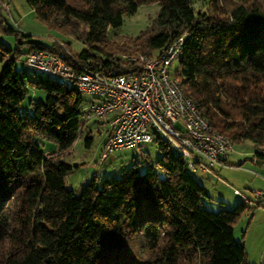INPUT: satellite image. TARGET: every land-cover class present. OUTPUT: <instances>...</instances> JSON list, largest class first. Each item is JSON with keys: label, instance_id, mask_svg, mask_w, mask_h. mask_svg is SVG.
<instances>
[{"label": "trees", "instance_id": "1", "mask_svg": "<svg viewBox=\"0 0 264 264\" xmlns=\"http://www.w3.org/2000/svg\"><path fill=\"white\" fill-rule=\"evenodd\" d=\"M153 1L159 8L144 29L107 39L124 14ZM26 2L38 20L83 46L72 54L62 44H42L0 18V264H246L233 224L257 204L207 208L205 186L158 135L159 172L150 163L139 172L134 162L100 186L93 175L78 193L67 188L72 164L64 156L81 133L82 93L72 81L30 77L15 64L38 47L106 75L123 73L132 65L125 55H155L183 34L171 75L184 95L233 143L264 146V0H201L203 9L191 0ZM91 140L87 135L85 145ZM252 155L264 159L261 151Z\"/></svg>", "mask_w": 264, "mask_h": 264}, {"label": "built area", "instance_id": "2", "mask_svg": "<svg viewBox=\"0 0 264 264\" xmlns=\"http://www.w3.org/2000/svg\"><path fill=\"white\" fill-rule=\"evenodd\" d=\"M0 5L5 2L0 0ZM183 44L180 34L155 55H125L132 65L126 72L111 75L72 56L68 63L59 54L38 47L26 55L25 63L33 70L72 81L79 92L92 95L81 108L85 121L112 114L99 163L114 149L138 146L158 135L186 159L191 171L212 172L214 165H225L223 159L233 151V142L209 126L171 75L169 68L178 65ZM232 191L243 203L253 202L238 188ZM254 195L260 197L264 190L255 189Z\"/></svg>", "mask_w": 264, "mask_h": 264}, {"label": "rangeland", "instance_id": "3", "mask_svg": "<svg viewBox=\"0 0 264 264\" xmlns=\"http://www.w3.org/2000/svg\"><path fill=\"white\" fill-rule=\"evenodd\" d=\"M16 1L21 9V16H18L9 7L6 10H2L3 17L10 24L27 32L31 35L32 40L42 44H62L61 46L64 49H68L72 54L81 49L83 43L79 39L71 34L61 32L58 28L46 22L38 20L26 0ZM191 2L195 9L197 7L204 8L200 4L201 0H191ZM5 5L8 6L7 3ZM5 5L0 6L4 7ZM158 8L159 4L155 1L139 4L134 13L122 16V23L119 26L107 29V39L118 40L121 36L136 35L150 23ZM10 15L14 20L8 18ZM4 40L8 45L14 46V40L11 36L4 38ZM21 52H24V48H22ZM15 66L30 77L41 74L50 78H58L54 75L43 74L40 71L33 70L25 63L24 53L20 54ZM169 71L171 74L176 72L177 64L174 63L169 68ZM44 95L43 91L38 90L36 97L43 98ZM82 98V106H84L92 99V95L82 93ZM78 121L83 124L81 133L71 150L64 156L65 160L72 164L64 176V184L67 188H71L78 193L82 185L93 175L95 176L97 185L100 186L104 179H111L122 175L123 171L129 170L134 162H138L139 172H143L148 163L154 165V168L158 172L160 171L155 164L159 155L155 140L142 142L138 146L114 149L101 161L102 163H99V157L103 150L102 145L104 140L102 138L105 125L100 119L94 118L85 121L83 114L78 116ZM87 135H90L92 138L89 145H85L84 143ZM44 143L47 149H55L56 147L52 141H45ZM233 147L232 158L228 161L233 164L228 167L229 169L218 172V175L223 180H219L209 175V173L202 171L192 172V175L205 186L208 195L202 197V199L207 208L213 210H217L220 207L233 208L237 203L241 202V199L234 195L233 188H238L253 200L251 204L246 203L247 205H253L257 200L254 190L250 188L251 184H249V180L253 175L249 172V168L253 166V162H256L252 160L253 152L257 150L264 153V146H256L251 140L243 139L234 142ZM223 181H227V184H223ZM261 200V207L256 206L250 210H245L233 224V236L235 240L240 241L244 246L246 264H264V199Z\"/></svg>", "mask_w": 264, "mask_h": 264}, {"label": "crops", "instance_id": "4", "mask_svg": "<svg viewBox=\"0 0 264 264\" xmlns=\"http://www.w3.org/2000/svg\"><path fill=\"white\" fill-rule=\"evenodd\" d=\"M5 1V3H7L8 4V7H9V9H11V10H13V12H15L18 16H21L22 15V13H21V9H20V7H19V5H18V3H17V1L16 0H4ZM6 10V8L5 7H2V6H0V18H3V19H6L5 17H3V15H2V10ZM11 12V11H10ZM9 19L10 18H12L13 19V17L10 15L9 17H8ZM14 20V19H13ZM111 115L112 114H109V115H107L106 117H104V118H102V119H100L101 120V122H103L104 123V125H105V129H104V133H103V138H104V135H105V133H106V131L109 129V127H110V119H111ZM98 129V128H97ZM102 138V139H103ZM234 151V150H233ZM233 151L232 152H230L227 156H226V159H225V163L227 164V165H216V166H214V172H210L209 173V175H212L213 177H216L217 179H219V180H223L219 175H218V172H221L222 170H224V169H229L228 167L229 166H231V164H233V163H229L228 161H229V159H231L232 158V156H231V154L233 153ZM253 160V159H252ZM253 166H251L250 168H249V172H251L252 174L251 175H253V177L249 180V184H251V190H255V189H262V190H264V159H261L259 162H253V164H252ZM205 173H208V172H205ZM223 184H227V181H223ZM235 195V194H234ZM237 196V195H236ZM255 198H257V200H256V204H257V206H260L261 207V199H264V196H261V197H256L255 196ZM241 201V200H240Z\"/></svg>", "mask_w": 264, "mask_h": 264}]
</instances>
